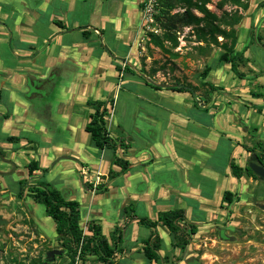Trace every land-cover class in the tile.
Here are the masks:
<instances>
[{"label":"crops","instance_id":"crops-1","mask_svg":"<svg viewBox=\"0 0 264 264\" xmlns=\"http://www.w3.org/2000/svg\"><path fill=\"white\" fill-rule=\"evenodd\" d=\"M243 1L234 49L242 51L238 69L244 76L228 62L202 74L220 51L200 56L192 50L180 78L168 81L151 68L154 57L146 46L155 45L146 33L144 0H0V183L5 191L15 194L19 180L46 182L75 200L81 229L90 233L94 222L109 244L116 243L113 260L145 264L146 244L158 245V259L176 253L179 247L173 246L161 214L177 211L182 216L175 220L187 232L193 224L197 232L215 214L224 190L234 194L252 178L234 176L231 163L243 167L250 139L264 137V55L260 61L256 53H264V0ZM228 69L236 83H223ZM136 85L154 96L129 90L131 96L122 100L126 113L117 115L118 90ZM89 101L105 109L115 148L91 144L84 128L95 108ZM255 114L263 116L261 123ZM116 157L127 166L116 164ZM31 160L38 168L29 173ZM27 192L25 186L20 198L35 210L41 203ZM43 220H51L55 231L49 216Z\"/></svg>","mask_w":264,"mask_h":264},{"label":"rangeland","instance_id":"rangeland-1","mask_svg":"<svg viewBox=\"0 0 264 264\" xmlns=\"http://www.w3.org/2000/svg\"><path fill=\"white\" fill-rule=\"evenodd\" d=\"M215 2L216 0H211L209 6L216 13H220ZM224 8L229 9L231 5L226 4ZM152 24L157 30L152 27V29H147L146 33L161 34V29L156 21ZM191 39L193 36L189 34V28L184 27L179 34V44L173 50L177 52L175 55L165 54L158 47L147 45V53L154 57L150 61L151 68L164 74L168 81L176 80L180 78L178 71H181V67L186 68L190 65L187 57H190L191 52L193 53L192 50H196L200 56L211 54L214 49L216 52L221 50L215 44H205ZM218 40H221V37H218ZM256 53L261 61L264 55L263 51L257 50ZM208 59L207 57L204 60L200 59L198 63L202 65L207 63ZM197 74L194 73L195 78ZM237 81L238 78L228 69L223 83L230 85ZM199 87L202 85L199 84ZM129 90H135L143 96H154L151 90L144 85L129 88L127 86L118 90L114 100L116 101L118 97L119 106L116 113L119 116L126 113L128 105L127 102L123 104L122 100L128 95L131 96ZM216 92L218 93L220 90L216 89ZM169 93L180 95L176 92ZM109 115H113L112 110H109ZM255 116L261 123L263 116L258 114ZM124 123L126 124V120ZM252 133L250 131V134ZM260 133L264 134V130H261ZM250 140L251 144L247 148H252L253 153L261 155L264 165V137L262 139L253 137ZM244 184L241 185V190L232 195L230 202L222 203L221 201L215 214L209 217L205 223L199 225L197 232L189 237L186 245L176 253L171 251L165 253L163 258L152 264H185L186 258L189 257L199 259L202 264H264V180L250 178L246 185ZM5 189L1 184L0 217L5 219L6 223L0 224V264H16L17 262L23 264H66L69 258L62 245L66 238L64 237L65 240L62 241L58 238L54 239L56 232L51 229L52 221L43 220L48 217L45 215L43 205L38 204L35 210H31L22 200L23 197L20 198ZM221 193L220 191L219 196ZM141 228L142 231L148 230L145 226H141ZM50 249H62V252L58 255L55 254L52 261H47L45 260L46 251ZM79 257L80 264H103L90 252H84ZM114 261L115 264L121 263L116 259Z\"/></svg>","mask_w":264,"mask_h":264},{"label":"trees","instance_id":"trees-1","mask_svg":"<svg viewBox=\"0 0 264 264\" xmlns=\"http://www.w3.org/2000/svg\"><path fill=\"white\" fill-rule=\"evenodd\" d=\"M155 2L154 18L161 29V34L151 35V42L162 52L177 54L173 50L179 44V34L184 27H189V34L193 36L191 40L205 44H215L221 49L216 60L206 66L202 74H205L217 63L228 62L231 70L238 77L244 76V73L238 69V62L242 60V51L234 49L236 41L234 25L240 20L238 7H246V2L243 0H216L215 6L220 10L219 14L207 6L208 3H211V0H155ZM226 4L231 5V8H224ZM218 37H221V40H218ZM180 88L175 87L173 89ZM88 103L95 107L84 127L90 134L91 144L98 149L104 147L115 148V144L112 142L105 126V109H100V102L98 101H89ZM5 138L12 141L15 140L13 136ZM248 150L251 154L243 167L231 163L232 173L236 177L245 174L252 178H259L249 167V163L257 160L263 164L262 156L253 153L252 148H248ZM114 162L122 168L127 166V161L119 157H116ZM37 168V161L31 160L27 163L29 173ZM111 172L109 171V174ZM17 184L16 196L21 197L26 186L27 194L36 202L43 204L45 214L54 221L58 239L62 241L65 240L64 237L66 238L62 243L69 258L66 264H73L77 252L79 255H83L84 252H90L103 264H113L116 243L109 244L104 235L101 234L99 225L94 222H90L88 225L90 233H86L81 229L78 223V204L75 200L65 199L60 191L49 187L46 182L26 185L25 180H19ZM232 195L231 191L224 190L221 201L230 202ZM181 216L177 211H167L160 216L161 222L169 229L171 237L175 238L172 242L173 246L180 248L188 243L189 237L196 232V227L193 224L187 225L189 229L187 232L185 227L175 220L176 218L181 219ZM149 225L154 226L155 224L150 222ZM157 246L156 244H146L143 247L146 264L158 259L154 252V250L158 249ZM16 264L23 263L17 262Z\"/></svg>","mask_w":264,"mask_h":264},{"label":"water","instance_id":"water-1","mask_svg":"<svg viewBox=\"0 0 264 264\" xmlns=\"http://www.w3.org/2000/svg\"><path fill=\"white\" fill-rule=\"evenodd\" d=\"M249 167L252 169V171L262 180H264V165L259 163L257 160H253L249 163ZM3 173V172H2ZM6 173V172H4ZM0 223H6L5 219L0 217ZM62 252V249H50L48 251H46V257L45 260L49 261V260H53L55 254L58 255ZM196 263V261H194L193 263H189V264H194ZM119 264V263H117ZM199 264V263H197Z\"/></svg>","mask_w":264,"mask_h":264},{"label":"built area","instance_id":"built-area-1","mask_svg":"<svg viewBox=\"0 0 264 264\" xmlns=\"http://www.w3.org/2000/svg\"><path fill=\"white\" fill-rule=\"evenodd\" d=\"M155 4H156L155 0H144L142 11L144 13V18L146 19L145 23L150 24L149 29H152L153 27L155 30H157L154 25H151L152 23L155 22L154 19ZM73 264H80V257L78 252L75 254Z\"/></svg>","mask_w":264,"mask_h":264},{"label":"flooded vegetation","instance_id":"flooded-vegetation-1","mask_svg":"<svg viewBox=\"0 0 264 264\" xmlns=\"http://www.w3.org/2000/svg\"><path fill=\"white\" fill-rule=\"evenodd\" d=\"M0 186H1V184H0ZM0 224H1V223H0ZM185 245H186V244H185ZM179 250H180V247H179ZM157 260H158V259H157ZM194 261H196V263H194V264H197V263L202 264V262H201L199 259L195 258V257H189V258H186V260H185V264L193 263ZM153 262L156 263V260H152L150 264H152ZM119 264H125V263L121 262V263H119ZM145 264H146V262H145Z\"/></svg>","mask_w":264,"mask_h":264}]
</instances>
